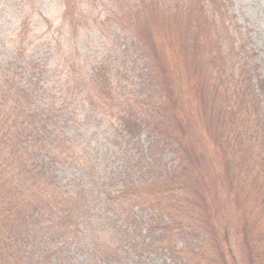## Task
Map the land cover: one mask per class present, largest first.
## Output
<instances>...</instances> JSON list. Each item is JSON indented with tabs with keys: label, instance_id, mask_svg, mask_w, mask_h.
I'll list each match as a JSON object with an SVG mask.
<instances>
[{
	"label": "rangeland",
	"instance_id": "rangeland-1",
	"mask_svg": "<svg viewBox=\"0 0 264 264\" xmlns=\"http://www.w3.org/2000/svg\"><path fill=\"white\" fill-rule=\"evenodd\" d=\"M46 1L48 11L43 14L47 15L48 23L31 33L23 42L34 46L27 48L28 46H21L22 43L8 44L0 38V66L7 65L16 55L19 61H12L14 64L30 66L24 85L40 82L45 88L46 96H62L61 102L65 101L66 104L68 99L69 109L77 112L80 124H73L68 133L77 135V152L82 157L80 160L86 161L83 164L79 162L81 165L75 166L72 173H83L98 162L103 164L100 173L95 174L94 178L102 181L96 183L97 194L103 192V198H106L99 204L93 199L89 202L92 212L85 214L88 215L87 218L80 220L77 238L72 234L60 246L66 256L70 258L67 253L73 254V264H101L100 258L103 255L89 256L92 251H104L106 255L144 242L147 244L150 239L143 228L149 226L147 222L150 220L147 218L151 217V213L148 211H157L154 209L157 203H170L157 193V186L164 185L165 183L160 182L166 181L161 175L183 162L173 149L181 154L184 153L183 148H186L195 156V171L191 167L192 170L185 177H179L182 173L175 175L177 179L180 178L178 181L187 194L182 192L181 208L171 209L174 218L183 222V227L190 228V232L196 233L192 237L193 242L199 241L202 244L203 240L198 237L201 234L208 246L212 243L221 249L209 256L210 259L217 261L221 252L223 261L226 255L230 264H245L247 253L244 240L250 237L256 219L264 221V189L258 183L253 190L247 189L240 182L243 175L256 173L264 167V146L261 144L264 142V114H261L260 91L256 90L254 82H245V76L241 73L242 69L247 71L255 65V73L252 75L261 74L264 77V0ZM210 8L214 13L211 21L206 16ZM143 13V23L150 18L149 27L144 31L138 28L140 25L136 21L138 15ZM20 26L14 18L0 13V36L3 33L14 34V31L18 33ZM16 33L12 39L18 38ZM37 59L41 60L38 66ZM124 62L127 74L121 67ZM102 68L116 76L113 79V84H117L116 95L124 97L125 94L122 96L119 92L123 91L120 90L122 86L132 88L128 99H123L136 109L143 105L140 103L141 98L133 91L135 85L142 82V77L147 76V87L150 89L147 91L151 92L148 95L149 108L146 106L142 112L145 117L153 113V117L148 118V125L153 128L151 133L156 136V140L155 146H151L152 154L147 153L150 155L147 162L153 163L157 168L155 172H151V168L145 165H138L131 177L121 173L120 166L126 157H131L134 153L142 154L148 145L128 143L129 138L120 136V131L114 129L115 126L117 129L119 127L118 116H113L108 109L107 114H104L105 106L102 105L109 104V98L103 95L105 93L100 88L94 87L98 84L93 86L90 77L93 70ZM231 71H237L236 75L229 74ZM8 75L0 72V91ZM29 75H33V78ZM80 81L84 82L80 84ZM237 83H241V87H235ZM239 90L249 97L248 101L244 98L237 99L236 102L232 98L226 100V96L232 97ZM74 91L80 93V97L72 107L71 100L74 97L71 96ZM113 93L112 90L111 94ZM4 95L0 93V98ZM117 100L121 104L118 97L115 98ZM207 101L213 108L221 102L235 103L238 111L245 115L240 117L241 121L249 123L251 131L262 132L258 133L259 140L240 149L236 146L232 148V152H226L224 144L223 153L218 146L223 143L222 137L215 138L207 129L208 124L213 122V110L203 109V104L206 107ZM6 103L8 104L4 109L8 113L13 111V105L17 106L9 100ZM150 104L157 108L154 106L151 109ZM13 114L11 112L9 117ZM230 125L240 128L236 120L231 119ZM228 130L223 127L221 131L224 133ZM244 132L236 131L239 135L233 134V137L238 138V147L241 146L239 144ZM253 134L257 137V133ZM158 138L164 140L166 147L157 142ZM141 140L148 144L152 141H147L145 134L141 136ZM116 142L120 143V147L117 145L119 149ZM189 153L185 154L186 158ZM230 156L240 159L234 158V167L225 168L224 160ZM65 172L66 169L63 170ZM109 173L110 181L116 182L121 189L113 187L104 191ZM87 183L90 184V180ZM80 188L85 191V187ZM125 188L127 189L123 194L116 193ZM68 202L69 206L76 208L75 201ZM187 205L191 212L185 211ZM73 213L71 219L77 223L79 218L76 212ZM110 218H115L114 221L117 220L121 227L117 228V223L109 221ZM135 219L136 222H132ZM139 226L141 238L137 239V243L135 240H128L133 232H139ZM100 231H105L106 234L95 239L93 233ZM146 237L148 239L145 241ZM176 237L178 238L177 235ZM152 238L159 243L148 252L146 264L170 263L172 258L164 256L162 239L158 234L152 235ZM39 240L40 243L32 245V250L40 247L53 248L50 254L58 257L54 252L56 246L53 247L49 238L46 241L43 236V240ZM184 240H189L186 234L181 237L180 244ZM80 247L94 249L77 251ZM175 251L172 255L180 257L178 247ZM175 260L172 263L183 264L181 259ZM53 261H46L45 264L59 262L56 259ZM116 261L118 262V258L106 264H118ZM140 263L127 256L121 264Z\"/></svg>",
	"mask_w": 264,
	"mask_h": 264
},
{
	"label": "trees",
	"instance_id": "trees-1",
	"mask_svg": "<svg viewBox=\"0 0 264 264\" xmlns=\"http://www.w3.org/2000/svg\"><path fill=\"white\" fill-rule=\"evenodd\" d=\"M70 9L71 7H69ZM46 11H48V2L46 0H0V13L2 12L6 17L14 18L16 23L21 25L18 28V33L14 31L18 38L12 39L15 33H3L0 38L8 44L10 42L17 45L23 44L25 38L28 39L31 33L48 23L47 15H44ZM144 15V13L140 14L136 18L140 25L138 28L142 31L149 27L148 22L150 20L149 18L143 23L144 19L142 17ZM206 16L211 21L210 18L214 16L212 9L208 13L206 12ZM149 30L151 31V29ZM47 31H50V29H47ZM21 46H28L27 48H29L34 45L25 43ZM12 61H19L16 55L6 63L7 65L0 66V72L9 74L0 91V93L5 94L4 97L0 98V264H45L46 261H53V259L59 260L58 264H73V261L71 262L73 254L67 253L70 255V258H68L60 246H63V241L66 237H70L72 234L76 236L80 220L87 218L88 215L85 216V214L92 212L89 202L91 203L93 199L95 203L99 204L106 198H103V192L97 194L96 183L102 181L94 178L95 174L100 173L101 165L103 164L98 162L99 165L97 163L88 167L80 174L77 171L75 173L71 172L75 166L79 167L86 161H81V156L77 152V135L68 133L73 124H80L77 112L72 110V108L69 109L68 99L66 104L64 103L65 101L61 102L62 96L60 98L57 96H46L45 88L40 85V82L24 85V79L29 74L30 66L28 64L19 66V64H14ZM40 61L37 59L36 66L39 65ZM124 64L126 63H122L121 67L127 74L126 65ZM254 66H251L247 71L242 69L241 75L245 76V82H254L256 90L260 91L261 114L263 115L264 77L261 74L258 76L252 75L255 73ZM241 68H243L242 65ZM94 72H97V74ZM236 72L231 71L229 74L236 75ZM90 74L93 86L98 84L94 87L100 88L105 94L108 93L103 95L105 97L108 96L110 103L102 106H105L104 114H107L108 109V112L113 116L114 114L118 116L119 127L117 129L114 125L115 131H120L119 135L124 138L128 137V143L138 142L141 146H144L143 143L148 145L142 154L134 153L131 157H126L120 166L122 169L121 173L131 177L138 165H145L151 168V172H155L157 168L153 166V163L147 162V159L152 154L151 146H155L156 140V136L151 133L154 131L153 128L148 125V118H152L153 113H149L145 117L142 112V110L146 109V106L149 108L148 95L151 92L147 91L150 90L147 87V83L149 84L147 76L142 77V82L135 85L133 92L137 97L141 98L140 103L143 105L136 109L123 99H128L132 89L130 86H122L123 88L120 89L123 90L119 91L122 96L125 94L123 98L116 95L117 84H113V79H116V76L112 72L102 68L98 71L95 69ZM29 76L33 78V75ZM3 78L4 76L2 80ZM83 82L80 81V84ZM235 87H241V83H237ZM112 90L114 91L113 95L111 94ZM82 93L85 92L82 91ZM244 94L239 90L236 95L232 97L226 96L225 98L227 101L232 98L233 102L243 98L248 101L249 97ZM79 95L80 93L78 94L76 91L72 94L71 97H74L71 100L72 107H74L75 101L80 97ZM117 97L121 104H119L118 100L115 101ZM7 100L17 104V106L13 105V111L11 112H14V114L10 117L9 114L11 112L8 113V110L4 109V106L8 104L6 103ZM154 106L150 104L151 109ZM155 108L157 107L155 106ZM151 109L149 111L153 112ZM203 109L204 111L213 110V116L211 117L213 122L208 124L207 129L214 134L215 138L222 137L223 143L218 146L223 150V153L224 144H226V152H232V148L236 146L237 149H240L259 140L258 133L261 134L262 132L259 130L251 131L250 124L241 121L240 117H245V115L238 111L235 103L224 104L221 102L216 108H213L211 103L207 101L206 107L203 104ZM93 114L96 115L95 112ZM231 119L238 121L242 129L230 125ZM223 127L224 129H229L227 131L228 134H226V131L222 133ZM242 130L245 132L242 135L243 140L239 144L241 146L238 147V138L233 137V134L239 135L236 131L241 132ZM253 132L257 133V137ZM143 134L146 135L147 141L152 140L149 144L142 142L141 136ZM157 142L163 143V147H166L163 139L158 138ZM261 144L264 146V142H261ZM115 145L120 147L119 142H116ZM126 147H128V144ZM183 149L184 153L181 154H177L178 151L173 149L176 156L183 162L175 169L167 170L161 175L166 181L160 182L165 184L157 186V193H159L160 197L164 196L170 203L166 205L157 203L154 206L157 211H148L151 213V217L147 218L150 220L147 222L149 226L143 228L150 239L148 243L137 244L141 248L134 245L128 248L129 250L126 248V250L115 251V253L106 255H104V251L100 253L92 251L89 256L103 255L101 258L99 257L101 264H106L108 261L116 260L117 258L118 262L116 261L115 263L121 264L124 261V257L127 256L133 257L134 260L137 259L141 262L140 264H146L148 252L159 243L155 238H152V235L158 234L162 239L161 246L164 248V256L166 258L171 257L173 261H176L175 259L177 258L181 259L183 264H230L226 255H224L223 261L221 252L217 261L210 259L209 256L218 253L220 248L212 243L208 246L207 241L201 234L198 237L203 240V243L201 244L199 241L193 242L192 237L196 233L190 232V228L183 227L184 223L174 218L173 210H177L180 207L182 192L187 194L185 190H182L178 180L181 177H185L190 170L193 169L195 171V156L191 152L189 153L188 149ZM148 152L150 155L147 154ZM187 153L190 155L186 158L185 154ZM191 158L193 161H191ZM234 158L239 157L230 156L224 160L225 168L234 167L236 163ZM262 159L264 160V157ZM64 169L67 172L63 173ZM176 171L178 172L175 174ZM89 173L92 174L89 175ZM180 173L182 174L177 179L175 175ZM240 176L242 175H238V177ZM88 180H90V184L87 183ZM109 181L106 183L104 191L106 188L112 189L113 187L121 189L116 182ZM256 183L264 189V167L258 169L256 173L243 175L240 185H246L247 189L253 190ZM88 185H90V188ZM80 187H85V191L80 190ZM129 188L133 189L131 186ZM126 189L116 193L123 194ZM68 200L76 202L75 209L69 206ZM172 208L173 210H171ZM73 211L76 212V216L79 218L77 223H74L71 219L72 215H74ZM185 211L191 212L188 209V205ZM114 219L110 218L109 221L117 223V228L121 227L117 220L114 221ZM128 220L131 221L133 219ZM136 220L132 222H136ZM263 222L256 219L252 225L253 231L250 237L244 240L247 253L245 264H264ZM140 228L141 226L138 228L139 232H133V235H130L131 238L128 240H135L137 243V239H140L142 234ZM104 234H106L105 231H100L93 233L92 236L98 239L103 237ZM185 234L189 240H184V243L180 244L181 237ZM43 236H45L46 241H48V238L51 240L50 243H53V247L56 246L54 252L58 257L50 254L53 248L41 249L40 247L38 250H32V245L40 243L39 239L43 240ZM148 237L145 238V241ZM170 238L176 239L172 241ZM122 239L125 238H120V240ZM176 247H178L180 257L172 255L176 253ZM89 248L94 249L92 247H80L77 251L86 252ZM106 258L107 260L105 261L104 259ZM172 260H170V263L165 262L164 264H177L172 263ZM53 263L55 262L53 261Z\"/></svg>",
	"mask_w": 264,
	"mask_h": 264
}]
</instances>
